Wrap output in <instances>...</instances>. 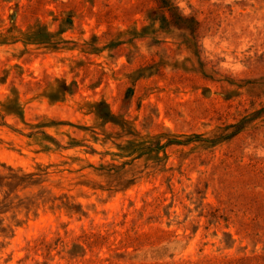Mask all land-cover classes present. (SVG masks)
<instances>
[{"label": "rangeland", "instance_id": "374dc122", "mask_svg": "<svg viewBox=\"0 0 264 264\" xmlns=\"http://www.w3.org/2000/svg\"><path fill=\"white\" fill-rule=\"evenodd\" d=\"M17 2L30 0H0V169L43 173V181L8 199L14 234L0 236V264H264V0H178L199 21L193 34L160 29L102 53L2 43ZM33 2H44L41 10L77 3L81 17L66 37L80 43L108 30L97 26L98 10L116 8L118 33L150 25L158 5ZM24 16L17 22L26 29ZM56 79L77 81V92L51 101L44 91ZM13 87L23 117L9 112ZM102 99L117 123L89 113ZM244 118L237 135L215 145L156 144L211 138ZM129 141L153 150L128 155ZM113 165L124 166L115 181L101 169ZM93 232L109 235L103 247L85 243ZM127 232L153 237L115 256L108 245Z\"/></svg>", "mask_w": 264, "mask_h": 264}, {"label": "trees", "instance_id": "16d2710c", "mask_svg": "<svg viewBox=\"0 0 264 264\" xmlns=\"http://www.w3.org/2000/svg\"><path fill=\"white\" fill-rule=\"evenodd\" d=\"M158 5L151 8L147 12V19L151 22L148 26H143L141 31H138L137 28L129 29L126 32L119 31L118 33L114 32V20L119 17L118 13L116 14V8L114 6L109 7L107 10H98L94 12V15L98 17L97 26L107 23L108 30L105 31L104 35L97 36L94 35L90 40H83L80 43L77 40L70 39L66 37V33L76 29L77 19L81 15L78 4L75 2H60L56 10L53 9H42L44 2H27L25 5H20V2L15 4L14 13L10 16L11 18V27H9L5 33L2 35V43L11 41L16 43L19 41L24 42L25 44H35L40 47L51 48L53 50H62V49H81L85 53H102L106 49H113L125 43H133L138 38L148 36V33H159L160 29L171 30L172 27L189 30L193 34L197 28H195L193 23L199 24V21L196 20L194 16H188L180 10L178 0H157ZM94 4V2H92ZM73 7H72V5ZM21 11V13H20ZM43 11L46 15L45 17H40L39 12ZM52 16V20L46 21L47 14ZM19 14H24L23 21L27 22V28L23 29L17 22V17ZM81 17V16H80ZM160 22L161 26L159 29L154 28V26ZM153 27V28H152ZM85 33V31H82ZM123 34H130L131 36H125V38H120ZM106 38L109 42L104 45H100L103 41L102 38ZM17 76H21V73H18ZM57 83L47 82L46 89L44 94L50 98L51 101L64 100L67 95H74L77 92L78 82L72 81L68 83L67 79H56ZM32 85H41L40 81H29L28 86ZM13 92L16 93L15 98L11 99L8 104L9 112L24 116V108L20 102L18 96V90L16 87H13ZM89 113L95 114L96 118L101 120L103 124L108 123H117L115 118L117 117L116 113L113 111L111 103L106 99L100 101L89 103ZM122 115V114H121ZM248 121L247 119L241 120L240 123L230 124L223 129L220 134L214 135L211 138H205L201 134H192L186 139L179 138H170L164 144H161L160 141H157V146L159 148L172 145V144H184L189 145L191 143L200 144H210L215 145L223 140L231 138L237 135L243 128L244 124ZM125 125V124H122ZM36 132H32L29 136H33ZM138 146L136 148H131L130 146ZM129 145L126 146V151H129L128 155H131L135 152H140V156L148 154V150L152 149L151 145L146 144L145 141L135 143L129 141ZM151 150V151H152ZM124 166H115L112 167H102L104 173L110 177L114 176V181L122 177L121 173ZM43 173H29L24 172L22 169H17L12 166H3L0 169V236L8 237L13 236L14 228L11 224H6L5 214L9 211L8 199L11 198L12 194L18 189H26L32 185L39 184ZM119 174V175H117ZM38 176V177H36ZM121 183V182H119ZM18 197V194L15 195ZM108 234L101 232L90 233L86 238H84L85 243L93 247H103L108 241ZM153 235L151 233L142 232V233H130L127 232L118 244L111 243L108 245L109 250L114 251L118 257H124L125 255L119 254V250L122 248L128 249L133 247L134 250L141 249L152 239ZM36 244L33 248H36ZM93 264H99V262H94Z\"/></svg>", "mask_w": 264, "mask_h": 264}]
</instances>
